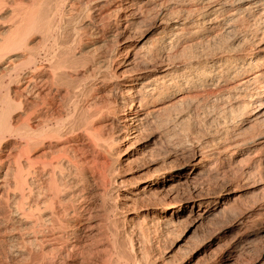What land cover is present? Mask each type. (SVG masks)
I'll return each mask as SVG.
<instances>
[{
    "label": "bare ground",
    "instance_id": "1",
    "mask_svg": "<svg viewBox=\"0 0 264 264\" xmlns=\"http://www.w3.org/2000/svg\"><path fill=\"white\" fill-rule=\"evenodd\" d=\"M111 1L0 0V264H135L137 257L118 247L116 221H111L116 208L111 199L118 197L111 189L112 165L131 155L120 145L152 115L143 111L148 96L169 102L175 98L169 104L182 109L204 92L202 107L217 128L210 139H195L194 170L218 173L245 154V161H237V178L264 173V0H158L166 6L161 13L168 26L165 50L172 52L183 42L188 53L181 52L185 58L178 64L168 58L159 74L144 81L146 74L139 70L125 85L133 95L128 103L114 97L119 87L108 71L109 57L96 55L101 49L89 53V62L79 56L91 46L87 28L104 31L109 19L122 13L116 25L126 29L130 16L153 0H132L113 9ZM170 52L167 57L172 58ZM9 59L20 62L4 66ZM79 60L88 64L80 66ZM88 69L85 78L86 72L81 73ZM103 88H109L105 97ZM177 91L181 94L176 97ZM236 122L240 126L231 131L227 124ZM247 124L259 127L240 138ZM228 135L233 140L227 146ZM159 184L153 180L151 186ZM94 200L105 212L98 225ZM192 205L199 211L204 202ZM262 207L256 216L245 212L239 218L238 244L264 239ZM162 211L176 214L178 206L171 203ZM101 240L110 246L106 254L98 250Z\"/></svg>",
    "mask_w": 264,
    "mask_h": 264
},
{
    "label": "rangeland",
    "instance_id": "2",
    "mask_svg": "<svg viewBox=\"0 0 264 264\" xmlns=\"http://www.w3.org/2000/svg\"><path fill=\"white\" fill-rule=\"evenodd\" d=\"M116 1L117 0H112V3H109V7L113 9L118 4L125 6L132 0ZM157 1L158 0L151 1L150 6L146 10L135 11V13L130 16L131 23L126 29H118L119 25L117 22H121L120 17L122 13H120V16L119 13H117V17H119L116 19L110 18L109 20L111 21L106 24L108 28L105 26L104 31L103 29L99 31L95 29L94 26L90 30L87 28L92 34L86 38V42L88 40L89 45H91L88 49L92 50L88 52L86 48L87 50L85 49L84 52L87 51L86 53L91 54L94 49L97 51L98 49L96 48H99L102 51H97L96 55L100 54L103 56L105 54V57H109L107 68L109 73L112 72L110 75L112 76L113 74L112 80L114 83L118 84L119 88L117 90V95L114 97H116L119 103H128L133 100V95L131 93L129 94L131 90L126 88L125 85L135 78L139 70H143L146 74L143 79L144 81L159 74L160 70H162L167 63L168 58L172 63L178 64L185 58L181 57L188 53L186 52L188 50L183 49L187 43L185 44L182 42L183 45H181V47L175 48L176 50H171L172 52L168 51L171 54H175V56H173L174 54L171 55V57L174 58L172 59L170 56L167 57L168 52L163 46V40L166 36L168 26H166V22H164L165 16L162 15L164 14L163 9H165L166 6H164V4L159 5ZM160 19L163 20V22ZM94 35L96 36L93 37ZM260 36L261 35H259L258 38ZM98 39L101 40L99 41ZM257 41H259V39H257ZM261 41H264V32ZM100 44L102 46L104 45V47L107 45L110 48L106 46L107 48H105L108 50L107 51L104 47L102 48ZM111 46H113V48H111ZM109 50H111V53ZM149 50L152 52H149ZM191 50L193 51L194 47L190 49V51ZM86 53H83L84 56H79L83 58V61H88V57H91L90 54L89 56ZM144 57L147 58L148 61H146ZM9 60L3 65L10 66L20 62L18 59ZM169 60L168 62H170ZM80 61L81 60L78 61L79 64ZM89 61H91V58ZM110 61L112 65H110ZM161 61L163 63H161ZM82 62L80 66L88 64V62H84V64ZM0 71H4V69ZM83 71L84 70H82V72ZM87 72L90 73V70H85L81 75H85L86 78L88 75ZM108 92L109 88H103L102 96L105 97ZM203 93L204 92H199V97L192 99L190 101L191 103L189 102L190 106L194 105L193 107H188L189 105H187L186 107L183 106L182 109L174 106V104L173 106L169 104L175 101V98L170 99L169 102L160 101L161 99H156L154 98L155 96L153 98L148 96L143 111H150L152 115L150 117L148 116L147 119L143 121V124L138 128L133 138L120 145L123 149L127 148L131 155L128 156V158L126 157L127 159L124 158L126 160H121V158L116 160V149L119 148L118 150H120V146L112 149V159L113 161L116 160L112 166L113 168L115 166L116 169H114L115 171L112 173V185L114 180L115 185H111V189L113 196L118 194V197L114 198L117 201L111 199L112 202L114 201L113 203L110 200V204H113H111L112 206L116 205L114 213L111 215V221H116L115 227L117 230L116 238L118 241L117 244H119L118 247L120 246L126 249L127 252L130 251L129 254L131 256L133 255L135 258L137 257L138 260H141V262H139L136 259L135 264H264V239H260V241L256 240L253 244H249L250 246L238 244V236L241 231L238 220L241 215L245 212H249L251 215L256 216L257 208L264 206V173L258 176L255 174L256 176L253 175L254 177L251 176L248 179L239 180L240 177L237 178L239 172L237 168L241 164V161H245L246 158H243L245 154L236 156L227 164H224V166L220 168L221 170L219 169L220 171H218V173H209L210 176L207 172L202 173L199 170H194L196 169L195 166L198 161H192V159L196 156L195 148H197L196 143L198 139L202 141L210 139V132L217 128L216 126H211L209 120H207V111L206 108L202 107V100L200 99ZM180 94L181 93L177 91L175 96L177 97ZM192 101H194V103ZM197 102H199V104ZM199 105H201L200 110H202L200 112ZM194 107L196 108L195 111ZM186 109H188V111ZM202 112L205 113L203 114ZM172 120L174 122H172ZM167 121L169 122L167 123ZM151 122H153V124ZM128 123L129 122H127V124ZM235 125L236 126L230 127L231 124H227L231 131H234L240 126L239 122H236ZM249 125H246L247 127L249 126L248 128L245 126L247 130H242V132L239 133V137L241 135L240 138L251 136L255 129L259 127L251 124ZM114 133L116 135L118 129L114 130ZM185 138H187V140H185ZM196 138H198L197 141L195 140ZM231 138L232 137L229 136L227 139V146L232 142L233 138ZM113 146H115L114 143L112 144V147ZM239 159H241L240 162H237ZM262 164H264V159ZM189 174L190 176H192V174L197 175H194L195 177L193 178L189 177ZM216 175L219 176L215 177ZM153 180L160 182L158 187L155 185L151 186ZM134 185H137L138 189L133 187ZM141 185L145 188V191H141ZM239 189L241 191L236 193V190ZM232 190H235V192ZM199 200H202L204 205L201 207L202 210L197 211V208H192V204ZM96 201L98 202V200H94V206L97 209L95 210L94 208V210L97 213L95 222L98 225L100 223L102 224L103 220L101 219L105 212L104 207L101 208V206L96 204ZM171 203H175L178 206L176 214L170 215V213H164L162 209ZM96 205L100 208L96 207ZM102 241L103 240L98 241V250L100 249V253L103 251L101 254H106L110 246L106 245V243H104L105 241ZM130 241L133 244H131Z\"/></svg>",
    "mask_w": 264,
    "mask_h": 264
}]
</instances>
